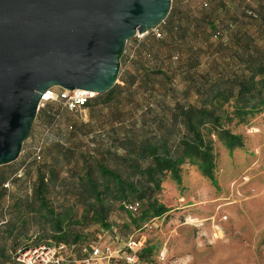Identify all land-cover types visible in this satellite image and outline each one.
I'll return each mask as SVG.
<instances>
[{"label":"trees","instance_id":"obj_1","mask_svg":"<svg viewBox=\"0 0 264 264\" xmlns=\"http://www.w3.org/2000/svg\"><path fill=\"white\" fill-rule=\"evenodd\" d=\"M200 1L203 8L196 11L178 5L172 12L171 5L159 24L160 34L150 31L134 47L139 69L119 73V81L85 104L90 120L73 119V111L63 105L54 108V99L41 105L39 118L52 124L64 117L69 120L67 131L58 124L60 136L32 151L35 177L29 189L9 187L10 182L21 180V174L9 163L0 165V262L17 263L18 253L42 243L79 245L83 257V248L91 241L115 243V238L123 242L135 236L132 231L124 238L114 235L112 241H100L88 236L86 228L99 224L102 231L111 230L109 215L117 209L124 212L121 226L132 225L135 230L163 214L168 207L158 197L161 182L167 172L180 180L181 165L187 160L197 162L201 172L216 183L211 134L225 141L229 149L241 145L240 134L223 122L230 113L243 119L264 104V43L246 26L252 22L255 33L264 32V0L257 5L258 19L246 3L243 11L247 17L240 22L239 18L233 22L218 14L212 16L205 7L210 0ZM217 29L220 33L214 36ZM197 37L206 39V45L194 46ZM210 37L217 42L208 41ZM202 49L209 52L200 67ZM126 54L127 49L122 61ZM178 55L180 63L173 68L170 59ZM150 57L156 62L154 68L145 65ZM181 62L186 77L183 93L177 96L176 90L174 94L160 91L155 76L167 78V70H179ZM140 88L139 93L148 98L141 102L140 111L116 108L112 118H97L104 105L129 103ZM190 88L192 98L185 95ZM225 104L232 106L229 112ZM132 202L138 203L136 210L127 207ZM153 249L154 245L141 246L137 264Z\"/></svg>","mask_w":264,"mask_h":264},{"label":"rangeland","instance_id":"obj_2","mask_svg":"<svg viewBox=\"0 0 264 264\" xmlns=\"http://www.w3.org/2000/svg\"><path fill=\"white\" fill-rule=\"evenodd\" d=\"M178 1L172 0V12L179 9L178 5L195 11L203 8L200 0ZM246 3H249V8L256 13L253 17L258 19L259 0H210L209 5L205 7L212 16L218 14L225 21L233 22L239 18L240 22L247 17L243 11ZM246 26L249 32L255 34L256 40L263 44L264 32L255 33L256 26L252 22ZM209 30L207 29V32ZM228 32L222 38L224 42L228 39ZM149 35L150 30L137 34L126 42L127 54L125 60H121L119 73L139 69V60L134 47ZM212 38L210 37L208 41L217 42L214 37ZM205 40L197 37L192 44L196 47L205 46ZM207 52L209 50L205 49L199 52L200 67L204 66V61L208 58ZM182 53L187 55L188 51L183 48ZM145 60V65L149 68L156 67V62L151 57ZM170 60L168 62L173 68L180 63L179 55L172 56ZM178 68L179 70H167L169 71L167 78L161 74L155 76V86L168 94L176 90V95L180 96L186 80V77L182 76L184 62H181ZM140 90L141 88L133 92L129 103L104 105L97 118H112L116 108L125 111L137 108L140 111L141 102L148 100L146 95L139 93ZM185 95L188 98L194 97L192 88ZM167 96L170 97V95ZM52 103L54 108L63 107L57 100ZM225 105L229 112L232 106ZM40 108L41 106L32 124L33 132L30 131L23 142L18 158L9 163L11 169L16 168L18 174H21L19 182H10L8 186L11 188L16 187L22 190L30 188L35 177V162L31 159L32 151L38 147L42 148L46 141L60 136L61 128L58 124L63 131H67L68 119L62 117L52 124L44 122L38 116ZM70 114L77 121L90 120L88 107ZM230 116L223 123L232 132L240 134L242 144L229 149L225 141L215 133L211 134L216 183L201 172L197 162L187 160L181 165L180 180L174 179L167 172L161 182L158 197L168 207L163 214L153 217L146 226L135 230L132 225L129 228L121 226L124 212L117 209L109 215L113 226L111 230L102 231L99 224H91L86 228L88 236L95 240L100 238V241L108 239L112 241L114 235L124 238L133 231L140 240V246L154 245L152 254L140 264H264V104L243 119H239L232 113ZM94 123V120L91 121V124ZM224 214L227 215L226 218L222 217ZM215 225H218L219 230H215ZM115 240V243L121 242L116 238ZM56 254L60 257L61 264L62 262L75 264L82 256L79 245L57 249ZM12 264L24 263L18 261Z\"/></svg>","mask_w":264,"mask_h":264},{"label":"water","instance_id":"obj_3","mask_svg":"<svg viewBox=\"0 0 264 264\" xmlns=\"http://www.w3.org/2000/svg\"><path fill=\"white\" fill-rule=\"evenodd\" d=\"M172 0H0V165L16 160L42 92L102 93L126 42L159 25Z\"/></svg>","mask_w":264,"mask_h":264},{"label":"built area","instance_id":"obj_4","mask_svg":"<svg viewBox=\"0 0 264 264\" xmlns=\"http://www.w3.org/2000/svg\"><path fill=\"white\" fill-rule=\"evenodd\" d=\"M206 4V2L204 3ZM156 35L160 34L159 25L150 29ZM220 30H215L213 35L217 36ZM96 92L86 88H64L59 86H51L46 88L39 101V107L44 102L54 99L59 100L62 105L71 111H82L86 108V103L89 99L94 97ZM127 207L136 210L137 202L128 203ZM157 217V216H153ZM146 220L143 226H146L152 218ZM226 218L227 215H222ZM215 230H219L218 225H215ZM216 235V234H214ZM65 243H58L56 245L39 244L37 246L26 249L25 251L16 255V260L22 261L24 264H61L60 257L57 256L56 250L65 248ZM140 240L133 235H130L126 240L120 243L106 242L99 244L90 242L84 246L85 255L77 259L75 264H137L139 262ZM0 264H12L10 261L0 262Z\"/></svg>","mask_w":264,"mask_h":264}]
</instances>
